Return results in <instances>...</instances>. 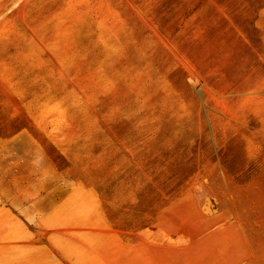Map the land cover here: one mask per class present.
I'll list each match as a JSON object with an SVG mask.
<instances>
[{"label":"rangeland","instance_id":"rangeland-1","mask_svg":"<svg viewBox=\"0 0 264 264\" xmlns=\"http://www.w3.org/2000/svg\"><path fill=\"white\" fill-rule=\"evenodd\" d=\"M0 264H264V0H0Z\"/></svg>","mask_w":264,"mask_h":264}]
</instances>
